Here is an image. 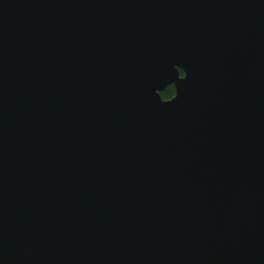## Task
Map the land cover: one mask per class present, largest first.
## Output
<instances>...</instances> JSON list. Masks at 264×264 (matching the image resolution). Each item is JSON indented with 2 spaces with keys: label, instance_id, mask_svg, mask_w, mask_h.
Segmentation results:
<instances>
[{
  "label": "water",
  "instance_id": "1",
  "mask_svg": "<svg viewBox=\"0 0 264 264\" xmlns=\"http://www.w3.org/2000/svg\"><path fill=\"white\" fill-rule=\"evenodd\" d=\"M0 264H264V0H0Z\"/></svg>",
  "mask_w": 264,
  "mask_h": 264
},
{
  "label": "trees",
  "instance_id": "2",
  "mask_svg": "<svg viewBox=\"0 0 264 264\" xmlns=\"http://www.w3.org/2000/svg\"><path fill=\"white\" fill-rule=\"evenodd\" d=\"M181 71V70H180ZM182 73V71H181ZM161 93L163 99H168L174 95L173 85H168Z\"/></svg>",
  "mask_w": 264,
  "mask_h": 264
},
{
  "label": "snow or ice",
  "instance_id": "3",
  "mask_svg": "<svg viewBox=\"0 0 264 264\" xmlns=\"http://www.w3.org/2000/svg\"><path fill=\"white\" fill-rule=\"evenodd\" d=\"M187 76V72L184 74V78Z\"/></svg>",
  "mask_w": 264,
  "mask_h": 264
}]
</instances>
